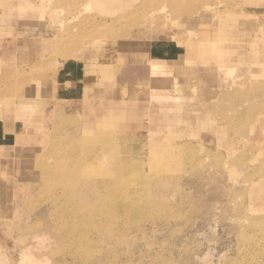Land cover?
<instances>
[{
	"label": "rangeland",
	"instance_id": "rangeland-1",
	"mask_svg": "<svg viewBox=\"0 0 264 264\" xmlns=\"http://www.w3.org/2000/svg\"><path fill=\"white\" fill-rule=\"evenodd\" d=\"M2 123L3 264H264V0H0Z\"/></svg>",
	"mask_w": 264,
	"mask_h": 264
},
{
	"label": "bare ground",
	"instance_id": "bare-ground-1",
	"mask_svg": "<svg viewBox=\"0 0 264 264\" xmlns=\"http://www.w3.org/2000/svg\"><path fill=\"white\" fill-rule=\"evenodd\" d=\"M78 13V11L76 12V14ZM198 13V12H197ZM196 13V14H197ZM207 13V12H206ZM76 14H74V15H76ZM198 15V14H197ZM204 15V14H203ZM196 19V18H195ZM201 23V22H200ZM195 24V23H194ZM218 28V27H217ZM203 37V36H202ZM209 41V40H208ZM239 47V46H238ZM243 47V46H242ZM237 50V49H236ZM238 50H239V48H238ZM241 50V49H240ZM228 51H229V49H228ZM137 52H138V50L136 49H133L132 51H128V53H127V56H129V57H126L125 59L127 60H129L130 61V64L129 65H131L132 63L134 64V63H137V61L138 60H140L141 58L140 57H137ZM232 52H233V50H232ZM239 53V52H238ZM227 55H228V53H227ZM142 56V55H141ZM224 59V58H223ZM230 59V58H229ZM222 61V60H221ZM229 64V63H228ZM134 67V66H133ZM229 68V67H228ZM231 68H234V67H231ZM125 69H128V68H125ZM161 71V70H160ZM159 71V72H160ZM149 72V75H153L152 73H150V71H148ZM223 72V71H222ZM247 72H248V70H247ZM231 73V72H230ZM232 73H235V72H232ZM155 75H157V74H155ZM154 75V76H155ZM235 75H236V73H235ZM6 78H7V76H6ZM122 78H127V77H125V74H122ZM220 82H222L223 84H225L226 83V80L228 79V76H226L225 74H221L220 75ZM135 80H137V79H135ZM229 80V79H228ZM149 85H150V83H149ZM173 98H175L176 100H177V97L176 96H173ZM84 102H82V104H83ZM24 106H26L27 107V110L25 111L24 110ZM8 107V106H7ZM28 107H29V105L27 106V104H21L20 106H19V114H18V118L19 119H21V118H23L24 116H25V113H27L28 112ZM90 110V109H89ZM4 111H6V110H4ZM4 111H2V114H4V115H6V116H10V111L8 112V113H5ZM97 114V113H96ZM92 114H90V116H91ZM22 116V117H21ZM221 116H222V113H221ZM255 116H256V114H255ZM7 119H5V120H2L1 122H4V123H6L7 125H8V121H6ZM253 120V119H252ZM91 121V120H90ZM89 121V122H90ZM91 122H93V120L91 121ZM247 122H249V121H247ZM247 122H245V123H247ZM253 122V121H252ZM250 123V122H249ZM6 125V126H7ZM240 125H243V123L242 124H240ZM245 125V124H244ZM238 127V126H237ZM246 127V126H245ZM243 128V127H242ZM247 128V127H246ZM240 129V128H239ZM24 130V129H23ZM76 147L78 146V145H75ZM79 146H80V144H79ZM3 147H5V148H7V146H0V149H2ZM75 148V147H74ZM80 148V147H79ZM78 149V148H77ZM79 150V149H78ZM77 150V151H78ZM1 151V150H0ZM71 152H73V151H71ZM79 152V151H78ZM77 153V152H76ZM73 154V153H72ZM70 155V154H69ZM78 156L80 155V154H77ZM0 159H3L4 157H8V156H11V154H9V153H7V154H2L1 152H0ZM72 156V155H71ZM98 158V157H97ZM13 160V159H12ZM86 160V159H85ZM16 163H17V161H16ZM87 163V162H86ZM3 164H4V162L2 161V160H0V166L1 167H3ZM52 172H53V168H52V170H51ZM67 170H65V172H66ZM55 172V171H54ZM57 172V171H56ZM62 172V174H63V171H61ZM67 173V172H66ZM46 174V173H45ZM56 174V173H55ZM61 174H60V172H59V176H60ZM252 175V174H251ZM63 176V175H62ZM43 178H44V174H43V176H42ZM65 176H63V178H64ZM42 178V179H43ZM69 178V177H68ZM67 178V179H68ZM62 179V178H61ZM60 179V180H61ZM58 181V180H57ZM63 181V180H62ZM60 183V182H59ZM61 184V183H60ZM58 186V185H57ZM56 186V187H57ZM61 186V185H60ZM62 186H64V185H62ZM60 189V188H59ZM65 191H67V190H65ZM71 191V190H70ZM63 192V191H62ZM69 192V191H68ZM72 192V191H71ZM70 193V192H69ZM75 195V194H74ZM114 208V207H113ZM70 211V210H69ZM115 211L117 212V213H119L118 215H120V214H123L124 213V207H122V206H118L117 205V207L115 206ZM141 212V211H140ZM83 220V219H82ZM86 220H88L87 221V223L89 222V219H86ZM16 226V225H15ZM19 232V231H18ZM21 234V233H20ZM39 237H41L40 239H41V241H39V245H38V247H40L41 245L43 246L44 245V240H42V235H40ZM47 240H50V239H47ZM34 246H30V247H27V248H23L22 250H21V252H22V255L23 256H27L28 258H30L31 260H37V259H40V251H34V248H33ZM42 259V258H41ZM4 260H6V259H4V257H3V255H2V253H0V264H3V262H4ZM45 261H47V259L46 258H44L43 259V262H45ZM24 264V263H23Z\"/></svg>",
	"mask_w": 264,
	"mask_h": 264
},
{
	"label": "crops",
	"instance_id": "crops-1",
	"mask_svg": "<svg viewBox=\"0 0 264 264\" xmlns=\"http://www.w3.org/2000/svg\"><path fill=\"white\" fill-rule=\"evenodd\" d=\"M156 48V47H155ZM162 49V48H161ZM162 55H152V56H156V58H160L166 55L167 52H165L164 50L161 51ZM161 59V58H160ZM79 71V65L78 63H73V62H65L61 65V67L59 68L55 79H54V83L55 86L57 87H64L66 88V86H68L67 91H64L65 93H61L59 94V91L57 89V91L55 92V96L58 100H62L65 101L67 98L73 99L74 101L78 100V99H82V94H81V90L79 91L77 89V73ZM66 90V89H65ZM7 129H5V126L3 125V123L1 124V130H0V139L2 140L5 136H6V131ZM15 132V130H14ZM0 146H7L9 147L7 144L4 145H0Z\"/></svg>",
	"mask_w": 264,
	"mask_h": 264
}]
</instances>
